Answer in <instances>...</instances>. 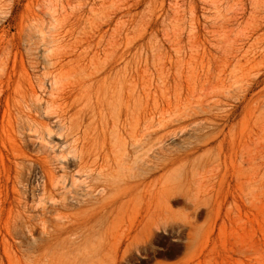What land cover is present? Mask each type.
Returning <instances> with one entry per match:
<instances>
[{
    "label": "rangeland",
    "instance_id": "rangeland-1",
    "mask_svg": "<svg viewBox=\"0 0 264 264\" xmlns=\"http://www.w3.org/2000/svg\"><path fill=\"white\" fill-rule=\"evenodd\" d=\"M0 264H264V0H0Z\"/></svg>",
    "mask_w": 264,
    "mask_h": 264
},
{
    "label": "bare ground",
    "instance_id": "bare-ground-1",
    "mask_svg": "<svg viewBox=\"0 0 264 264\" xmlns=\"http://www.w3.org/2000/svg\"><path fill=\"white\" fill-rule=\"evenodd\" d=\"M175 109V108H174ZM169 110L171 111V109L169 108ZM159 111V110H158ZM166 111V110H165ZM168 112V111H167ZM180 112V111H179ZM161 113H162V111H161ZM177 113V112H176ZM159 114V113H158ZM169 114V113H168ZM171 114H172V112H171ZM178 114H180V113H178ZM161 115V114H160ZM172 117H173V115H172ZM171 117V118H172ZM154 118V117H153ZM158 117H156V119H157ZM149 119H151V117L149 118ZM161 119V118H160ZM159 119V120H160ZM167 119V118H166ZM165 119V120H166ZM168 119H170V118H168ZM158 120V119H157ZM161 123V122H160ZM166 123V122H165ZM160 125H162V124H160ZM145 127V126H144ZM145 129V128H144ZM151 132H152V130H151ZM145 133H146V131H145ZM144 134V133H143ZM148 135V134H147ZM148 136H150V135H148ZM147 136V137H148ZM133 138H135V137H133ZM136 138H139V137H136ZM141 138V137H140ZM146 138V137H145ZM139 140V139H138ZM138 140H137V142H138ZM134 141V140H133ZM136 141V140H135ZM141 142V141H140ZM142 143V142H141ZM193 146H195V145H193ZM193 149V148H192ZM186 151V150H185ZM160 156H161V153H160ZM166 156V155H165ZM184 157H186V156H184ZM162 158V157H161ZM165 158V157H164ZM169 159V161H171V162H173L175 159H177V158H174V157H168ZM158 161V160H157ZM80 163H81V161H80ZM79 163V164H80ZM148 163V162H147ZM156 163H158V162H156ZM155 163V164H156ZM159 165V164H158ZM153 166V165H152ZM146 174V173H145ZM136 176V175H135ZM143 176H145V175H143ZM102 180V179H101ZM102 181H104V182H106V184H104L103 186H101V188L97 191V193L96 194H92V192L94 191V190H96V188H94V190L91 192V193H88V195H90L91 194V199H85V200H81L80 202H82V203H84V204H86L85 206H86V208H84L82 211H84V212H86V211H91V210H99V209H109V208H112L113 206H115V204L117 203V201L121 198V194H118L116 191H114V189H113V187L111 186V183H110V181H108V180H106V178H104ZM140 181V180H139ZM138 181V182H139ZM128 181H126V183H127ZM138 182H136V181H134L133 183H135L137 186H139V184H138ZM43 186H45V185H43ZM43 194H45V196H46V193H47V189L46 188H44V190H43V192H42ZM196 197H197V195H195ZM194 196V197H195ZM42 197H44V196H42ZM193 197V198H194ZM55 198V197H54ZM41 200H42V202H43V198H40ZM60 199H62V198H60ZM59 199V200H60ZM195 200H196V198H194ZM193 199V200H194ZM55 200V199H54ZM56 200H58V199H56ZM63 200V199H62ZM90 200H93V201H91V203H90ZM45 201V200H44ZM49 202V201H48ZM55 202V201H54ZM98 202V203H97ZM94 203H97V205L96 204H94ZM45 204V203H44ZM46 205V204H45ZM49 205V204H48ZM60 205H63V203L60 201ZM47 209L48 208H46V211H47ZM51 209L54 211V213H55V216L56 217H60V219H61V222L59 221V222H57V221H54V220H52L53 222H51L50 223V228L53 226V227H55L56 225H58V224H60V225H63L64 227H66V228H69L70 230L72 229L70 226H69V224H71V223H73V221H74V216H75V214L76 213H78V212H63V209H62V211L60 210V207H59V205H57V204H55V203H53L52 204V206H51ZM69 210V209H68ZM67 210V211H68ZM44 211V210H43ZM81 211V210H80ZM81 211V212H82ZM62 219H64V220H62ZM43 220H45L44 218H43ZM43 222V221H42ZM46 221H44V223H45ZM47 222H49L48 220H47ZM46 222V223H47ZM44 223H42V224H44ZM44 226H47V225H43V227ZM48 228H49V225H48ZM134 241V240H133Z\"/></svg>",
    "mask_w": 264,
    "mask_h": 264
}]
</instances>
